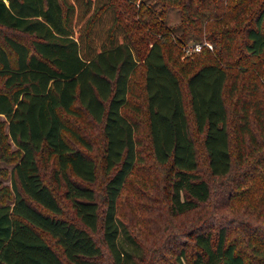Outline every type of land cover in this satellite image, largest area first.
Returning a JSON list of instances; mask_svg holds the SVG:
<instances>
[{
  "label": "trees",
  "instance_id": "trees-1",
  "mask_svg": "<svg viewBox=\"0 0 264 264\" xmlns=\"http://www.w3.org/2000/svg\"><path fill=\"white\" fill-rule=\"evenodd\" d=\"M194 1L179 6L189 15ZM143 6L134 0H0V159L14 163L12 184L0 182V264H104L92 233L99 229L114 262L123 264L119 201L141 159L143 124L155 160L167 166L173 212L211 199L194 133L202 135L210 172L231 171L228 98L235 90L227 64L213 57L210 46L181 60V46L189 37L200 39L202 26L188 25L178 36L153 7ZM227 7L223 2L215 14L226 20ZM250 10L245 5L236 18L244 20ZM201 15L212 14L204 9ZM245 26L246 50L264 55V3ZM234 39L223 31L226 48ZM82 112L102 125L108 175L103 204L92 184L98 177L93 144L68 118ZM240 125L237 136L243 130L255 144L258 135L264 138V122L257 131L250 117ZM42 153L55 157V179L79 222L63 215L65 207L42 173ZM258 161L264 166V146ZM254 229L242 242L230 239L226 225L216 236L192 232L194 254L182 247L175 264H264V227Z\"/></svg>",
  "mask_w": 264,
  "mask_h": 264
},
{
  "label": "rangeland",
  "instance_id": "rangeland-1",
  "mask_svg": "<svg viewBox=\"0 0 264 264\" xmlns=\"http://www.w3.org/2000/svg\"><path fill=\"white\" fill-rule=\"evenodd\" d=\"M180 1L134 0L137 6L153 7L158 13L157 19L164 18L167 27H174L175 34L178 36L186 33L189 29L188 25L192 29L202 26L200 39L196 36L189 37L181 46L183 49L181 60L196 57L197 52H186L187 45L200 42L204 43L205 47L208 46L205 43L210 42L213 45V57L215 56L218 60L220 58L227 64L229 85H232L235 90L232 97L228 98L233 167L226 175H213L208 166L202 135L194 133L199 147L200 176L210 182L212 195L209 201L197 209L182 214L175 213L171 208L170 177L167 166L160 165L155 160L148 130L143 124L139 133L141 159L134 173L131 174L119 201L120 243L126 257L123 264H175L176 255L182 247H186L188 256L191 257L196 249L191 233L199 230L211 231L216 236L218 229L226 225L230 231V239L234 238L242 242L243 237L256 231L254 228L264 227V166L258 161L260 150L264 146V138L258 135L259 142L255 144L253 137L246 135L243 130L238 136L234 132L235 128H239L240 124L244 123L246 117L251 118V124L256 131L262 128L259 123L264 122V55H252L245 48L246 19L259 11L264 0H206L205 3L195 0L189 15L179 6ZM236 1H240L239 4H236ZM223 2L228 5L227 9L231 6L226 20H223V14H215L216 11H221L218 7ZM245 5L251 7V10L246 16H242L244 20L241 21L236 16ZM204 9L211 12L209 19L202 17L201 12ZM225 29L235 36L231 49L223 45ZM137 33L142 34L145 31ZM15 34L20 33L15 32ZM23 37L27 38L26 35ZM225 41L228 40L225 39ZM4 88V81L0 77V91ZM259 109L263 112L261 116L257 114ZM127 110L128 108L125 111ZM68 118L93 144L90 151L98 164V177L92 184L97 189L102 203L104 187L108 179L101 157L104 142L102 125L91 118L87 112H82L81 116L71 115ZM40 164L45 180L53 187L65 207L63 215L79 222L75 217L71 201L65 196V187L59 185L55 179V157L42 153ZM13 166V162L0 159L1 185L12 184ZM92 233L103 248V253L97 260L104 264H116L103 242L102 230ZM47 238L61 252V248L54 239L49 235Z\"/></svg>",
  "mask_w": 264,
  "mask_h": 264
},
{
  "label": "built area",
  "instance_id": "built-area-1",
  "mask_svg": "<svg viewBox=\"0 0 264 264\" xmlns=\"http://www.w3.org/2000/svg\"><path fill=\"white\" fill-rule=\"evenodd\" d=\"M204 43H195V44H192V45H187L185 47V50L187 53H190V52H198V51H201L202 48H203V45ZM205 44H207L208 46H210L211 48L213 47V45L210 43V42H206Z\"/></svg>",
  "mask_w": 264,
  "mask_h": 264
}]
</instances>
